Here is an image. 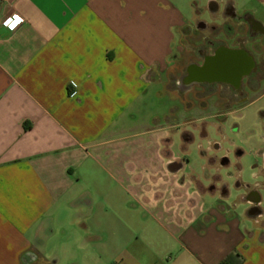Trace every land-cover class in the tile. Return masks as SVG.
<instances>
[{
	"label": "crops",
	"instance_id": "obj_1",
	"mask_svg": "<svg viewBox=\"0 0 264 264\" xmlns=\"http://www.w3.org/2000/svg\"><path fill=\"white\" fill-rule=\"evenodd\" d=\"M229 1L264 28V0ZM187 7L0 0V264H264V172L227 207L222 145L145 115L164 92L193 107L170 85Z\"/></svg>",
	"mask_w": 264,
	"mask_h": 264
},
{
	"label": "flooded vegetation",
	"instance_id": "obj_2",
	"mask_svg": "<svg viewBox=\"0 0 264 264\" xmlns=\"http://www.w3.org/2000/svg\"><path fill=\"white\" fill-rule=\"evenodd\" d=\"M205 11L210 15V21L199 20L184 29L185 38L193 37L196 42H184L190 58L181 52L174 56L176 63L186 64L184 67L181 65L179 79L175 75L171 77L170 85L193 95L203 111L209 109L208 101L212 99H215L212 106L224 111L246 108L250 94L259 88L264 77L263 64L260 65L256 59V54L264 51V28L250 12L238 14L230 1L222 7L218 0H211ZM224 116L221 113L212 119L224 123ZM232 155L240 159L245 152L237 148ZM258 156L264 162L263 149L259 150ZM232 164V159L225 155L221 161L222 169L230 168ZM263 167H258L259 173L255 178H263ZM255 185L261 187L262 182ZM237 186L241 184L237 183ZM215 187L212 185L210 190H216ZM220 189L226 197L230 195L227 183ZM252 198L258 203L264 201L256 191Z\"/></svg>",
	"mask_w": 264,
	"mask_h": 264
},
{
	"label": "rangeland",
	"instance_id": "obj_3",
	"mask_svg": "<svg viewBox=\"0 0 264 264\" xmlns=\"http://www.w3.org/2000/svg\"><path fill=\"white\" fill-rule=\"evenodd\" d=\"M210 0H184L189 7V19L195 24L199 20L210 21L211 17L205 11L208 7ZM222 4H225L226 0H218ZM237 2L240 11L242 10L243 4L247 5L250 9H255L257 3L255 0H234ZM205 11V12H204ZM260 14L258 17L264 20V10L260 8ZM198 35L197 37H199ZM187 53V52H186ZM186 57L190 58L189 54H185ZM256 59L259 64H263V74H264V51L260 50L256 54ZM186 62L182 64L185 66ZM189 106L192 107L190 112L185 110V104L180 98L173 99L170 95L163 93L162 96L157 97L152 105V111L148 110L145 115L149 113H162L168 114L175 109L176 119L174 121L175 125L180 127L176 130H180L181 126L187 125L186 128L189 130L190 134L194 139V152L198 154L199 146L204 149L207 142L211 140L213 143H220L223 147V151L233 148H241L245 155L236 159L232 155V162L234 167L227 169H222L220 174H215L220 176L222 179L230 185V197L227 198L226 206L233 207L234 204L238 205L240 203V194L242 189L237 186V183H245L248 185H255L258 182H262L263 178H255V174L259 173V169L263 164V160L258 156L259 150L264 147V77L260 83L259 88L250 94L249 103L246 108H232L231 110H222L212 106V99L210 102L209 109L203 111L199 108V103L194 99L193 95L188 96ZM223 113L226 120L221 123L217 119H212L216 115ZM131 132H126L132 133ZM203 132H205V137H203ZM219 141V142H217ZM194 168L200 169V163H193ZM241 175V179H236L237 175ZM236 211V208H233ZM238 210V209H237ZM242 208L239 210L241 211ZM253 224L247 223V228H253Z\"/></svg>",
	"mask_w": 264,
	"mask_h": 264
},
{
	"label": "built area",
	"instance_id": "obj_4",
	"mask_svg": "<svg viewBox=\"0 0 264 264\" xmlns=\"http://www.w3.org/2000/svg\"><path fill=\"white\" fill-rule=\"evenodd\" d=\"M22 24V21L19 20V22L17 23L15 18H7L5 21H4V26L6 28H8L9 30L11 31H14L16 30L20 25Z\"/></svg>",
	"mask_w": 264,
	"mask_h": 264
},
{
	"label": "clouds",
	"instance_id": "obj_5",
	"mask_svg": "<svg viewBox=\"0 0 264 264\" xmlns=\"http://www.w3.org/2000/svg\"><path fill=\"white\" fill-rule=\"evenodd\" d=\"M219 142V141H217ZM225 155L229 156V158L231 159V153L230 151H225ZM231 167H234V164L230 165ZM236 179H239V177H236ZM219 187V185H218ZM259 207H264V201H261L260 204L258 205Z\"/></svg>",
	"mask_w": 264,
	"mask_h": 264
},
{
	"label": "snow or ice",
	"instance_id": "obj_6",
	"mask_svg": "<svg viewBox=\"0 0 264 264\" xmlns=\"http://www.w3.org/2000/svg\"><path fill=\"white\" fill-rule=\"evenodd\" d=\"M15 20H16V22L18 23V22H19V17H16Z\"/></svg>",
	"mask_w": 264,
	"mask_h": 264
},
{
	"label": "trees",
	"instance_id": "obj_7",
	"mask_svg": "<svg viewBox=\"0 0 264 264\" xmlns=\"http://www.w3.org/2000/svg\"><path fill=\"white\" fill-rule=\"evenodd\" d=\"M223 264H225V263H223Z\"/></svg>",
	"mask_w": 264,
	"mask_h": 264
}]
</instances>
